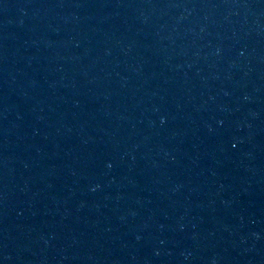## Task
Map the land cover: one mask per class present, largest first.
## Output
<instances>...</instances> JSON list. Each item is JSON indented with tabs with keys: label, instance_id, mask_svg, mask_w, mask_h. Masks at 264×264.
Returning a JSON list of instances; mask_svg holds the SVG:
<instances>
[{
	"label": "water",
	"instance_id": "95a60500",
	"mask_svg": "<svg viewBox=\"0 0 264 264\" xmlns=\"http://www.w3.org/2000/svg\"><path fill=\"white\" fill-rule=\"evenodd\" d=\"M0 264H264V0H0Z\"/></svg>",
	"mask_w": 264,
	"mask_h": 264
}]
</instances>
